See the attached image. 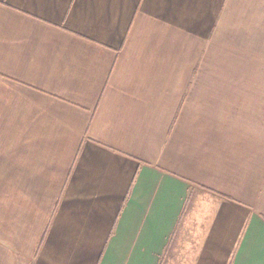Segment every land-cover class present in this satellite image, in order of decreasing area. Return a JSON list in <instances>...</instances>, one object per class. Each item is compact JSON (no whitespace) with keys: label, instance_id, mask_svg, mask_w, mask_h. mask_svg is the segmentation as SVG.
<instances>
[{"label":"crops","instance_id":"1","mask_svg":"<svg viewBox=\"0 0 264 264\" xmlns=\"http://www.w3.org/2000/svg\"><path fill=\"white\" fill-rule=\"evenodd\" d=\"M0 264H264V0H0Z\"/></svg>","mask_w":264,"mask_h":264}]
</instances>
